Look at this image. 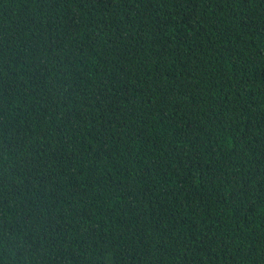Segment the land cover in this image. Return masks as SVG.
Masks as SVG:
<instances>
[{
  "label": "trees",
  "instance_id": "1",
  "mask_svg": "<svg viewBox=\"0 0 264 264\" xmlns=\"http://www.w3.org/2000/svg\"><path fill=\"white\" fill-rule=\"evenodd\" d=\"M0 264H264V0H0Z\"/></svg>",
  "mask_w": 264,
  "mask_h": 264
}]
</instances>
